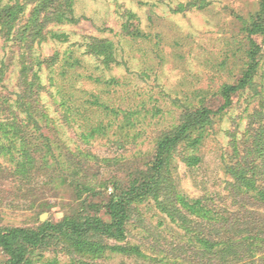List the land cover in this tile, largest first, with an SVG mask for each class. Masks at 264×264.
I'll return each instance as SVG.
<instances>
[{
  "label": "rangeland",
  "instance_id": "374dc122",
  "mask_svg": "<svg viewBox=\"0 0 264 264\" xmlns=\"http://www.w3.org/2000/svg\"><path fill=\"white\" fill-rule=\"evenodd\" d=\"M72 1L77 22L48 24L30 50L0 33V94L19 100L33 83L39 128L31 125L36 163L30 178L18 175L16 151L0 153L8 170L0 180V230L86 216L109 221L110 199L143 180L159 144L203 108L212 120L202 143L178 146L167 171L187 199L205 200L221 213L238 211L228 167L255 153L264 126V36L248 30L264 0ZM17 3L26 7L24 26L37 3L0 0V6ZM93 39L111 45L113 61L89 51ZM252 41L260 47L259 68L252 85L224 109L222 89L243 79ZM190 156L199 158L197 165H188ZM246 206L264 214L263 206ZM189 241L150 197L133 206L124 241L99 239L102 253L53 234L46 245L28 249L27 264H194L192 251L182 256L178 249ZM114 246L136 247L141 255L113 252ZM9 260L0 246V264Z\"/></svg>",
  "mask_w": 264,
  "mask_h": 264
},
{
  "label": "trees",
  "instance_id": "16d2710c",
  "mask_svg": "<svg viewBox=\"0 0 264 264\" xmlns=\"http://www.w3.org/2000/svg\"><path fill=\"white\" fill-rule=\"evenodd\" d=\"M36 3L24 26L20 25L26 9L24 4L0 6V33L6 38L14 37V41L21 42L28 50L37 40L43 38L42 33L48 24L77 22L73 17L72 0H36ZM256 18L248 29L249 33L251 36H264V1ZM252 45L251 62L243 79L236 86L226 85L222 89L224 109L231 107L233 94L252 85L259 68L257 57L260 54V47L254 41ZM89 51L105 56L108 61L114 60L111 45L106 42L93 39ZM28 71L29 68L24 67V79ZM25 86L26 90L19 100L0 94V141L6 140L12 146L6 149L7 145H1L0 153L9 149L8 152L16 151L21 167L18 175L30 178L36 163L34 149H31L34 135L30 130L31 125L38 126V121L34 116V106L32 107L34 84ZM21 114H25L26 118H21ZM211 115V111L203 108L190 112L184 118L179 131L159 144L157 161L149 166L148 175L110 199L106 205L109 221L97 216H86L78 221L66 219L57 225L43 224L37 229L0 230V246L10 255L7 264H27L28 249L46 245L49 236L53 234L73 241L78 249L88 248L92 253H102L103 247L98 242L99 239L124 241L127 238V223L133 206L150 197L155 199L159 209L186 231L189 244L178 249L182 256L192 251L194 264H264V214L246 206L256 204L264 207V126L261 128V141L255 146V153L246 154L242 161L237 159L235 165L228 167L235 180L232 184L235 198H240L238 204L241 208L238 211L225 210L221 213L208 207L205 200L187 199L176 191L173 179L167 171L172 153L178 146L186 143L196 149L202 143L212 120ZM37 129L39 130L38 127ZM193 135L197 137L193 138ZM19 143L22 145H17ZM259 158L263 159L261 164L258 163ZM186 162L194 166L198 164L199 158L190 156ZM7 171L0 164V180L7 178ZM9 175L14 176L11 173ZM190 215L202 219L205 224L192 220ZM111 250L124 254L136 252L141 255L136 247L114 246ZM261 254L263 255L258 260L256 257ZM180 256L176 255L177 259Z\"/></svg>",
  "mask_w": 264,
  "mask_h": 264
},
{
  "label": "water",
  "instance_id": "95a60500",
  "mask_svg": "<svg viewBox=\"0 0 264 264\" xmlns=\"http://www.w3.org/2000/svg\"><path fill=\"white\" fill-rule=\"evenodd\" d=\"M42 219H44V217Z\"/></svg>",
  "mask_w": 264,
  "mask_h": 264
}]
</instances>
